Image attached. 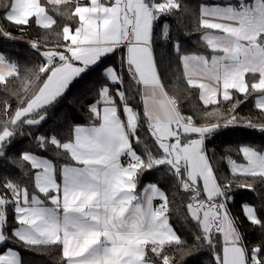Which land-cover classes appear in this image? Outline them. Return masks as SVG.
<instances>
[{
	"label": "crops",
	"instance_id": "0c3cea01",
	"mask_svg": "<svg viewBox=\"0 0 264 264\" xmlns=\"http://www.w3.org/2000/svg\"><path fill=\"white\" fill-rule=\"evenodd\" d=\"M46 1L63 4L69 0ZM222 1L204 5L201 14L203 23L211 28L203 39L215 53L211 57L183 56L189 82L201 88L202 99L207 104L220 96L228 97L232 89L244 91L247 73H259L264 84V33L252 31L250 36L245 32L250 28L246 23L252 21L254 6L264 0H230L224 4ZM151 2L89 0L88 4L79 6L77 12L81 24L65 30L68 40L65 51L69 60L50 69L34 96L18 110L15 118L19 120L53 102L74 79L103 57L115 52L122 55L123 52L125 63L141 84L150 128L158 129L161 135L154 132L159 139L164 137L163 141L170 147L176 141L182 145L177 167H186L191 182L200 184L206 196L213 200L223 193L207 153L201 144H184L181 139V134L190 136L199 129L190 123L179 129L175 126L178 116L161 81L150 46L154 28L148 10ZM156 5L158 11H167L162 4ZM31 18L40 26L54 23L42 0L12 1L9 12L12 22L25 24ZM15 72L14 64L0 53V81ZM105 73L112 82L120 80L113 79L115 73L111 66ZM123 107L124 119L109 91H103L100 102L94 105V110L100 112L101 123L76 127L74 139L64 144L75 163L63 166L61 183L56 179L51 160L36 154L25 155L36 169L35 184L39 194L30 198L25 191L21 197L17 194L20 225L15 235L19 239L27 243L60 242L68 264H155L146 258V247L178 241V234L165 213L163 189L148 183L139 192L135 179L138 166L119 162L129 149L130 141L129 106L125 99ZM174 145L178 147V143ZM243 153L246 162L236 168L237 172L264 176V152L259 154L246 148ZM40 194L50 196L45 199ZM212 205H200V209L207 212L204 227L215 244L216 259L221 264H247V251L234 220L224 206ZM248 207L251 206H246L245 210L252 220L256 211L252 207L254 212L249 213ZM1 212L3 209H0V244L5 240V213L3 216ZM0 264H20L19 253L12 249L1 253Z\"/></svg>",
	"mask_w": 264,
	"mask_h": 264
},
{
	"label": "trees",
	"instance_id": "16d2710c",
	"mask_svg": "<svg viewBox=\"0 0 264 264\" xmlns=\"http://www.w3.org/2000/svg\"><path fill=\"white\" fill-rule=\"evenodd\" d=\"M12 1L0 0V53L16 68L14 74L0 81V198L3 200L0 209L5 213V240L0 244V254L15 250L20 255V264H68L60 242L27 243L15 235L20 225L17 194L21 197L25 191L29 198L39 194L36 169L25 155L36 154L51 160L56 179L61 183L63 166L75 163L64 144L74 139L76 127L101 123L100 112L94 110V105L107 89L121 118L124 119V99L137 115L129 148L131 157L142 159L135 178L137 190L140 192L148 183L163 189L165 213L179 238L174 242L149 244L146 258L155 264H221L216 259V247L205 230V222L202 217L195 219L191 214L198 209L203 216L199 205L215 204L224 206L234 220L250 258L255 264H264V176L236 170L246 162L244 149L264 152V108L258 104V99L264 96L262 77L259 73H247L244 91L232 89L228 97L220 96L207 104L202 99L201 88L189 82L183 64L185 55L211 57L215 53L203 39L211 28L203 23L201 14L204 5L221 0H156L171 17L154 23L152 37L166 91L178 104L181 116L199 129L190 136L181 134L182 142L188 143L204 133L211 135L206 139L204 152L224 196L213 200L206 196L200 184L191 182L186 167L179 169L177 164L163 159L161 140L150 128L144 111L141 84L125 63L123 52L103 57L74 79L53 102L16 120L18 110L34 96L50 69L56 66L45 70V58L32 48L30 41L43 44L40 48L47 53L65 51L64 47H58L68 43L65 30L81 24L77 9L89 0H69L63 4L42 0L54 20L50 26H40L34 18L25 24L12 22L9 19ZM108 66L117 69L118 82H112L106 75ZM49 196L42 195L45 199ZM247 205L255 208L256 221L248 217Z\"/></svg>",
	"mask_w": 264,
	"mask_h": 264
},
{
	"label": "rangeland",
	"instance_id": "374dc122",
	"mask_svg": "<svg viewBox=\"0 0 264 264\" xmlns=\"http://www.w3.org/2000/svg\"><path fill=\"white\" fill-rule=\"evenodd\" d=\"M144 1L145 0H142L143 3H144ZM240 1L244 2V0H240ZM155 3H157L156 0H155ZM247 8H249V6ZM254 9L255 10L252 12L251 17H250L252 19V21L246 23V24H249L248 26L250 28L247 29L245 32H247V34H249L250 36H252V33H251L252 31L253 32H257V34L259 32L260 33H264V3L261 2L260 4L255 5ZM31 45H32V43H31ZM111 67H112V69L114 70V73H115V75H113V79L115 81H118L119 80V75L117 74V70L115 69V67H113V66H111ZM243 68H244V65H242V69ZM246 70L249 71L250 69H246ZM261 84L264 86L263 83H261ZM258 104H259L260 107L264 108V96L260 97L258 99ZM127 115H128V117L130 116V119L128 118V126H129V130H130L129 134L134 135L135 131H136L137 115H136L135 110L132 107H130V106L128 107ZM154 131H156L157 133H159L161 135V133L158 131V129H155ZM162 138H164V137H162ZM162 138H160L161 141H159V142H160V145H161L163 151L165 152V156H164L163 159H168L170 162H172L173 165L178 164L180 162V160H181V156L179 154V150L181 149L182 145L179 142H177V141L173 142V146H171L172 147V149H171L169 144H167L165 141H163L165 138L164 139H162ZM170 139L172 140V138H170ZM170 139H168V140H170ZM175 143L176 144L178 143V147H176L174 145ZM189 143L196 144V145L197 144H201V148L204 149L203 137L193 138ZM250 150H252V149H250ZM252 151H254V150H252ZM182 160L184 161V159H182ZM184 163H185V161H184ZM247 206H251V207H248L249 213H250L253 210V208H252L253 206L252 205H247ZM253 212H254V210H253ZM1 214L4 216L3 212H1ZM191 214H192L193 218H195V219H201V217H202L203 222L207 221L208 216H207V212L206 211H203V216L200 214V212L197 209H196V211L193 210ZM0 217H1V215H0ZM251 217L253 218L252 220H254V221L257 220V215L255 214V212H254V216L252 214ZM1 223H2V221H1Z\"/></svg>",
	"mask_w": 264,
	"mask_h": 264
},
{
	"label": "built area",
	"instance_id": "2783aa9c",
	"mask_svg": "<svg viewBox=\"0 0 264 264\" xmlns=\"http://www.w3.org/2000/svg\"><path fill=\"white\" fill-rule=\"evenodd\" d=\"M157 5L155 4V0H152L150 7H149V12L151 14L152 17V22L156 23L157 21H159L162 18H170L171 14L168 11H158L157 9ZM32 43V48L38 50L43 57L45 58L46 61V66H45V70L48 69L49 67H51L52 65H63L65 64L68 60H69V55L66 51L63 52H57V53H47L45 50H42L40 47L43 45L39 42L30 41ZM150 46L152 47V44H150ZM45 47H47L45 45ZM58 47H64L65 46H58ZM171 101L173 103L174 109L177 113L178 116V122L176 123V128L179 129L180 127H182V125L184 124H189L188 121H186L180 114V110H179V106L176 103V101L171 98ZM202 130H204V127L201 128ZM211 135L210 134H203V144H204V149H205V144H206V139H208ZM130 137V134H129ZM130 144H131V139H130V143H129V148H130ZM119 162L123 163L126 166H139L142 164V159L140 157H131V154L129 153V149L127 150V152L125 153V155L123 156V158L119 159ZM222 197L224 199V196L222 194ZM247 264H255V261L252 260L250 258V256L247 253Z\"/></svg>",
	"mask_w": 264,
	"mask_h": 264
}]
</instances>
